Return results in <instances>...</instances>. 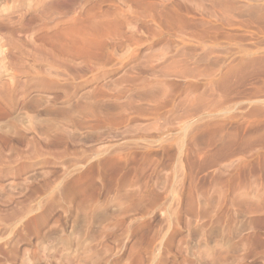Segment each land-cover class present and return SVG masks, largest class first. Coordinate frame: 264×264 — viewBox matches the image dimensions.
I'll return each mask as SVG.
<instances>
[{
	"label": "rangeland",
	"instance_id": "rangeland-1",
	"mask_svg": "<svg viewBox=\"0 0 264 264\" xmlns=\"http://www.w3.org/2000/svg\"><path fill=\"white\" fill-rule=\"evenodd\" d=\"M11 1L0 264H264V0Z\"/></svg>",
	"mask_w": 264,
	"mask_h": 264
},
{
	"label": "bare ground",
	"instance_id": "bare-ground-1",
	"mask_svg": "<svg viewBox=\"0 0 264 264\" xmlns=\"http://www.w3.org/2000/svg\"><path fill=\"white\" fill-rule=\"evenodd\" d=\"M9 1H10V2H13V1H11V0H9ZM16 1H19V0H16ZM20 1L23 2L22 0H20ZM20 1H19V2H20ZM27 1H29V0H27ZM30 1H31V0H30ZM34 1H35V0H33V1H31V2H34ZM39 1H40V0H39ZM41 1H42V0H41ZM44 1H45V0H44ZM50 1H51V0H50ZM77 1H78V0H77ZM31 2H30V3H31ZM35 2H37V1H35ZM48 2H49V1H48ZM7 3H8V2H7ZM42 3H43V2H42ZM44 3H45V2H44ZM46 3H47V0H46ZM51 3H52V2H51ZM8 4H10V3H8ZM11 4H12V3H11ZM15 4H16V2H14L13 5H15ZM32 4H33V3H32ZM34 4H35V3H34ZM36 4H37V3H36ZM38 4H39V3H38ZM38 4H37L36 6H38ZM75 4H77V2H75ZM47 5H48V4H47ZM36 6H35V7H36ZM30 7H32V6H30ZM48 7H49V6H48ZM49 8H50V7H49ZM44 11H45V10H44ZM45 13H48V10H47ZM22 15H23V14H21V17H22ZM41 15H42V14H41ZM77 15H78V14H77ZM17 16H18V15H17ZM23 16H24V15H23ZM79 16H80V14H79L78 16H76V18H78ZM13 17H14V16H13ZM18 17H19V19L21 18L20 16H18ZM18 17H16V18H18ZM11 18H12V17H11ZM16 18L14 17L13 20L10 19L12 23L10 22L11 24H8V26H5L3 23H1V24L4 25V27H2V26H1V27H2L4 30H6V31H7V30H10V29H11L10 26L13 24L14 19H16ZM76 18H75V19H76ZM22 19H23V17H22ZM7 20H9V19H7ZM10 20H9V21H10ZM17 20H18V19H17ZM20 20H21V19H20ZM77 20L79 21V19H76L75 21H77ZM5 22H7V21H5ZM15 22H17V21H15ZM19 22H20V21H19ZM8 23H9V22H8ZM20 23H21V22H20ZM14 24L16 25L17 23H14ZM18 24H19V23H18ZM6 25H7V23H6ZM15 25H14V26H15ZM14 26L12 27L13 29H14ZM19 27H21V26H18V28H17L18 30H17V31H20V30H19ZM76 27H77V26H76ZM2 28H0L1 31H2ZM15 28H16V26H15ZM21 28H23V27H21ZM21 28H20V29H21ZM13 29H12V31H10V32H13V31H14ZM17 31H16V32H17ZM2 32H3V31H2ZM7 32H8V31H7ZM14 32H15V31H14ZM16 32H15V33H16ZM56 32H57V31H56ZM64 32H65V30H64ZM64 32L61 31V36H64V37H65L66 34H65ZM3 33H4V32H3ZM5 33H6V32H5ZM8 33H9V32H8ZM8 33H7V34H8ZM66 33H68V32H66ZM10 34H11V33H10ZM13 34H14V33H13ZM58 34H59V33H58ZM64 34H65V35H64ZM11 35H12V34H11ZM11 35H10V37H11ZM16 35H17V33H16ZM56 35H57V34H56ZM68 35H69V34H68ZM7 36H8V35H7ZM61 36H59V37H61ZM16 37H17V36H16ZM74 37H75V35H74ZM12 38H13V37H12ZM55 38H57V37H55ZM62 38H63V37H62ZM11 40H12V39H11ZM51 40H52V39H51ZM58 40H60V41L63 42L64 39H63V40H62V39H58ZM58 40H56L55 44L58 43V42H57ZM46 41H49V40L47 39ZM60 41H59V42H60ZM9 42H10V41H9ZM76 42H77V41H76ZM46 43H48V42H46ZM10 44H11V43H10ZM10 44H9V45H10ZM15 44H16V43H15ZM61 44L63 45V43H61V42L57 45V46H59V47H58V50H60L59 52H61V53H62V52H63V53L65 52V53H66L67 50H66V47H64V46H66V45L62 46ZM42 45H43V44H42ZM48 45H49V44H48ZM10 46H12V44H11ZM40 46H41V45H40ZM61 46H62V47H61ZM13 47H14V46H13ZM16 49H17V48H16ZM19 50H20V49H19ZM56 51H57V50H56ZM19 52H20V51H19ZM21 53H22V52H21ZM47 53H48V52H47ZM44 54H45V53H44ZM63 55H64V54H62V56H63ZM62 56H61V57H62ZM25 72H26V71H25ZM198 102H199V101H198ZM248 195H249V194H248ZM5 200H6V199H5ZM10 203H12V202L10 201ZM10 219H11V218H10ZM10 219H9V220H10ZM9 220H7V221H9ZM9 222H10V221H9ZM8 227H9V226H8Z\"/></svg>",
	"mask_w": 264,
	"mask_h": 264
}]
</instances>
